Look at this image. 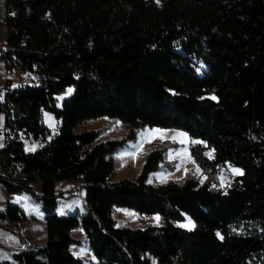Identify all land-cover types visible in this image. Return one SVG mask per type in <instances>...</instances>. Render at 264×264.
Returning <instances> with one entry per match:
<instances>
[{"label": "trees", "instance_id": "obj_1", "mask_svg": "<svg viewBox=\"0 0 264 264\" xmlns=\"http://www.w3.org/2000/svg\"><path fill=\"white\" fill-rule=\"evenodd\" d=\"M0 6V58L33 77L0 101V184L39 202L44 221V240L24 243L13 253L16 264H85L73 251L82 243L75 230L92 264H264V0ZM194 58L206 67L201 75ZM101 118L125 131L109 139L102 128H86ZM144 127L184 132L206 179L187 172L150 182L152 173L173 170L167 151L174 145L165 139L143 152L134 177L109 180L118 152ZM25 138L38 147L27 151ZM226 165L243 174L226 188L214 186ZM79 179L82 213H58L63 192L56 183ZM116 208L157 215L159 224L119 226ZM186 217L194 227L179 225ZM24 218L23 208L8 202L0 227Z\"/></svg>", "mask_w": 264, "mask_h": 264}, {"label": "rangeland", "instance_id": "obj_2", "mask_svg": "<svg viewBox=\"0 0 264 264\" xmlns=\"http://www.w3.org/2000/svg\"><path fill=\"white\" fill-rule=\"evenodd\" d=\"M2 16L3 8L0 6V19ZM192 62L195 71L199 75L206 71V67L200 59L194 58ZM68 90L58 97L59 100L69 93ZM44 120L48 126H53L52 129L55 128L54 118L51 115H46ZM86 128H102L104 129V138L109 139L120 137L125 131L119 122H113L104 118L89 122ZM165 139L170 140L174 145L167 151V160L173 163V170H158L150 175L149 181L152 183H162L169 179H180L187 172L194 173L202 181L205 180L206 174L201 171L189 155L188 147L191 140L188 136L180 130L159 127H144L139 129L136 141L128 143L127 146L118 152L119 167L110 175L109 180H116L124 176L134 177L142 162L143 152L151 144ZM24 140L27 151L30 148L35 149L38 147L37 141L31 140V138H25ZM208 153H211V151L207 150L206 154L208 155ZM232 168L229 165L220 167L217 173V182L214 186L220 188L228 187L237 175L232 171ZM81 183L82 180L80 179L61 180L56 183L57 190L63 192V196L58 199L59 213H63L64 215L74 211L82 213L81 201L83 191L79 188ZM34 188L39 191L40 183H35ZM11 201L23 206L26 218L19 221L7 222L0 227V261H10L12 264H16L12 257L13 253L19 251L24 243L41 242L44 240V221L39 202L34 201L26 194H9L0 184V210H4L7 207V203ZM113 215L117 219L119 226L144 227L148 223L159 224V217L157 215L138 214L128 209L116 208ZM179 225L191 228L193 227V221L186 217ZM74 235L81 239L82 242L79 246L73 247L74 254L83 258L85 264L94 263L95 258L83 239L82 231L75 230Z\"/></svg>", "mask_w": 264, "mask_h": 264}, {"label": "crops", "instance_id": "obj_3", "mask_svg": "<svg viewBox=\"0 0 264 264\" xmlns=\"http://www.w3.org/2000/svg\"><path fill=\"white\" fill-rule=\"evenodd\" d=\"M0 34H1V30H0ZM5 71H6V66H5V62L2 58H0V101L4 99V95L5 93L8 91V86L6 85V75H5ZM20 82L21 80L15 79L13 78L12 82H11V86L10 87H17L20 86ZM46 115H50L47 112H44V117ZM3 123H4V116L3 113L0 111V147L2 146V130H3ZM54 123L56 125V121L54 119ZM50 127V126H49ZM50 128H53V126H51ZM11 203H15L12 202ZM17 204V203H16ZM20 205V204H19ZM21 208H23L22 205H20ZM24 209V208H23ZM58 211V210H57ZM59 213V212H58ZM83 233V232H82ZM23 247V245L21 246V248Z\"/></svg>", "mask_w": 264, "mask_h": 264}, {"label": "built area", "instance_id": "obj_4", "mask_svg": "<svg viewBox=\"0 0 264 264\" xmlns=\"http://www.w3.org/2000/svg\"><path fill=\"white\" fill-rule=\"evenodd\" d=\"M0 30H1L0 44H2L5 40L6 28L4 26H1ZM5 75H6V85L8 86V88L9 86H11V82L13 78L21 80L20 85H23L25 83H31L33 79L32 74L30 72L15 67L6 68Z\"/></svg>", "mask_w": 264, "mask_h": 264}, {"label": "snow or ice", "instance_id": "obj_5", "mask_svg": "<svg viewBox=\"0 0 264 264\" xmlns=\"http://www.w3.org/2000/svg\"><path fill=\"white\" fill-rule=\"evenodd\" d=\"M69 91V94L71 93V89H69L68 90ZM213 99H215V97H213ZM29 151H33L34 150V148H30V149H28ZM208 155L211 157V153H208ZM229 167L231 168L232 166L231 165H229ZM232 171L235 173V174H237V175H242L243 173H242V170L241 169H238V168H232ZM158 219V218H157ZM193 227H194V225H192ZM219 235V234H218ZM221 239L223 238V237H220Z\"/></svg>", "mask_w": 264, "mask_h": 264}, {"label": "water", "instance_id": "obj_6", "mask_svg": "<svg viewBox=\"0 0 264 264\" xmlns=\"http://www.w3.org/2000/svg\"><path fill=\"white\" fill-rule=\"evenodd\" d=\"M18 114H19L18 110H14L13 116H14V117H17Z\"/></svg>", "mask_w": 264, "mask_h": 264}]
</instances>
